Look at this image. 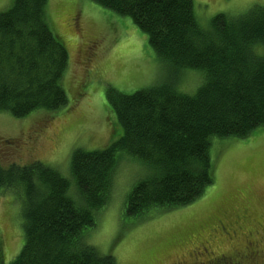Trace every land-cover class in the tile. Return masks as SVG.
I'll use <instances>...</instances> for the list:
<instances>
[{
	"label": "trees",
	"instance_id": "obj_1",
	"mask_svg": "<svg viewBox=\"0 0 264 264\" xmlns=\"http://www.w3.org/2000/svg\"><path fill=\"white\" fill-rule=\"evenodd\" d=\"M92 1L130 17L168 75L132 94L108 89L123 133L106 148L75 149L70 177L39 160L0 164V194L11 190L21 202L25 236L9 264H116L87 241V231L108 203L124 156L149 169L129 192L126 213L171 209L214 183L213 138H244L264 126V5L238 16L219 13L205 27L193 0ZM47 2L13 0L0 12V113L22 118L68 104V51L51 28ZM184 69L202 74L194 94L177 87Z\"/></svg>",
	"mask_w": 264,
	"mask_h": 264
},
{
	"label": "rangeland",
	"instance_id": "obj_2",
	"mask_svg": "<svg viewBox=\"0 0 264 264\" xmlns=\"http://www.w3.org/2000/svg\"><path fill=\"white\" fill-rule=\"evenodd\" d=\"M193 1L205 27L219 13L238 16L264 5V0ZM12 3L0 0V12ZM46 13L68 51L63 77L68 104L22 118L0 113V164L39 160L70 177L75 149H103L123 133L108 104V89L132 94L161 83L168 73L148 35L128 16L92 0H48ZM201 77L197 70L184 69L177 87L194 94ZM210 155L214 183L194 202L171 209L152 207L136 216L126 213L127 197L149 169L124 156L87 241L112 254L116 264H222L219 258L246 252L248 241L264 253V126L244 138H213ZM24 237L21 202L6 190L0 194L3 263L17 257Z\"/></svg>",
	"mask_w": 264,
	"mask_h": 264
},
{
	"label": "flooded vegetation",
	"instance_id": "obj_3",
	"mask_svg": "<svg viewBox=\"0 0 264 264\" xmlns=\"http://www.w3.org/2000/svg\"><path fill=\"white\" fill-rule=\"evenodd\" d=\"M204 250L207 252L206 248ZM260 251L252 242L248 241L246 252H238L235 255L237 258L233 257L226 260L222 257L219 260H222V264H264V256L262 255L264 253H260Z\"/></svg>",
	"mask_w": 264,
	"mask_h": 264
}]
</instances>
